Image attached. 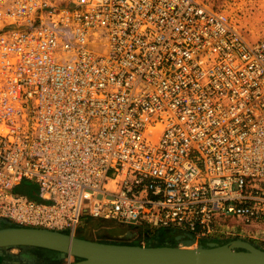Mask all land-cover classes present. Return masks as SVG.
I'll return each instance as SVG.
<instances>
[{
  "label": "built area",
  "instance_id": "built-area-1",
  "mask_svg": "<svg viewBox=\"0 0 264 264\" xmlns=\"http://www.w3.org/2000/svg\"><path fill=\"white\" fill-rule=\"evenodd\" d=\"M84 216L264 244V36L208 0H0V219Z\"/></svg>",
  "mask_w": 264,
  "mask_h": 264
},
{
  "label": "water",
  "instance_id": "water-1",
  "mask_svg": "<svg viewBox=\"0 0 264 264\" xmlns=\"http://www.w3.org/2000/svg\"><path fill=\"white\" fill-rule=\"evenodd\" d=\"M0 226V249L40 247L59 253L61 264H264V249L242 240L248 246L231 247V240L201 242V249L182 248L164 242L155 246L106 243L80 238L71 233L45 228L12 225L7 219ZM185 240L194 236L188 232ZM253 250L257 253H254ZM73 257V260L71 258Z\"/></svg>",
  "mask_w": 264,
  "mask_h": 264
},
{
  "label": "rangeland",
  "instance_id": "rangeland-1",
  "mask_svg": "<svg viewBox=\"0 0 264 264\" xmlns=\"http://www.w3.org/2000/svg\"><path fill=\"white\" fill-rule=\"evenodd\" d=\"M216 8L225 10L231 17L238 22V24L244 28L249 37H262L264 36V0H208ZM40 191L39 185L35 181L25 180L21 185L16 186L14 193L24 194L33 199L40 200L37 194ZM8 221V220H7ZM4 219L3 222L7 223ZM229 226L226 230L235 232H242V226L238 225L236 221L229 217L227 219ZM12 225H14L11 222ZM121 223L113 220H104L102 218H95L91 216H84L81 223L78 226L75 234H82L92 240H115L121 238V233L125 235L126 232L139 231V237H128L131 242H139L142 245L147 243L154 244L163 241L166 238L174 240V233H178V230L172 229V233H169L165 227H155L150 225H124L125 229L117 228L115 225ZM232 225V226H231ZM0 226H7L0 223ZM128 229V230H127ZM132 230V231H131ZM228 238H240L234 235L228 236ZM232 239L221 240V242L231 241ZM164 242V241H163ZM256 247L262 248L264 244L261 241H248ZM197 243V242H196ZM35 251L36 257L27 259L21 255L22 250L25 247H13L7 249H0V264H48L54 259L59 258V253L52 250H46L39 247H32ZM60 259V258H59ZM73 260V257L71 258Z\"/></svg>",
  "mask_w": 264,
  "mask_h": 264
},
{
  "label": "flooded vegetation",
  "instance_id": "flooded-vegetation-1",
  "mask_svg": "<svg viewBox=\"0 0 264 264\" xmlns=\"http://www.w3.org/2000/svg\"><path fill=\"white\" fill-rule=\"evenodd\" d=\"M115 226L117 228L125 229L123 224H118V225H115ZM166 230L169 233H172L173 232L172 229H169V228H167ZM120 235H122L121 238H116L115 240H110V241H113V242H124V243L125 242H131L130 240H128V237H131V235H132L133 238H137V237L140 236L138 230L132 231L131 234L129 232H126L125 235H124V233L123 234L121 233ZM176 235H177V233H174V237ZM163 241L164 242H169V243H172V244H176L177 243L176 240H175V238H174V240H170V239L166 238V241H165V239H163ZM135 242H137V241H135ZM25 248L26 249L22 250L21 255L25 256L27 259H32V257L33 258L36 257V254L34 253L35 250L32 247H25ZM30 264H33V263H30Z\"/></svg>",
  "mask_w": 264,
  "mask_h": 264
},
{
  "label": "bare ground",
  "instance_id": "bare-ground-1",
  "mask_svg": "<svg viewBox=\"0 0 264 264\" xmlns=\"http://www.w3.org/2000/svg\"><path fill=\"white\" fill-rule=\"evenodd\" d=\"M185 238H187V234L182 235V236H178L177 245L179 247H182V248H193V249H201L202 248L200 242L195 237H193L191 239H188V240H185ZM243 245L248 246L242 240H235V241H232L231 244H230L231 247L243 246ZM253 252L257 253L254 250H253Z\"/></svg>",
  "mask_w": 264,
  "mask_h": 264
},
{
  "label": "trees",
  "instance_id": "trees-1",
  "mask_svg": "<svg viewBox=\"0 0 264 264\" xmlns=\"http://www.w3.org/2000/svg\"><path fill=\"white\" fill-rule=\"evenodd\" d=\"M66 233H69V232H66ZM179 234V233H178ZM75 236H77V237H80V238H86V239H90V238H87L86 236H84V235H82V234H76ZM237 239V238H236ZM90 240H92V239H90ZM232 240H235L234 238H232ZM94 241H98V242H106V243H123V244H138V245H142L141 243H139V242H113V241H108V240H94ZM226 242H228V241H226ZM164 242L163 241H161V242H159V243H154V244H149V243H147V244H145V246H155V245H159V244H163ZM221 243H225V242H221ZM40 248V247H39ZM43 249H45V248H43ZM46 250H50V249H46ZM53 251V250H52ZM53 252H56V251H53ZM58 253V252H57ZM62 263V260L61 259H59V258H57V259H54V260H52L51 262H49L48 264H61Z\"/></svg>",
  "mask_w": 264,
  "mask_h": 264
},
{
  "label": "crops",
  "instance_id": "crops-1",
  "mask_svg": "<svg viewBox=\"0 0 264 264\" xmlns=\"http://www.w3.org/2000/svg\"><path fill=\"white\" fill-rule=\"evenodd\" d=\"M178 233H180V232H178ZM178 233H177V234H178ZM130 234H131V233H130ZM131 237H132V235H131Z\"/></svg>",
  "mask_w": 264,
  "mask_h": 264
}]
</instances>
